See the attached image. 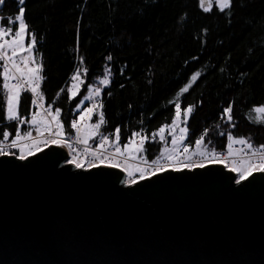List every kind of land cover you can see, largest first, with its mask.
<instances>
[{"label":"trees","instance_id":"1","mask_svg":"<svg viewBox=\"0 0 264 264\" xmlns=\"http://www.w3.org/2000/svg\"><path fill=\"white\" fill-rule=\"evenodd\" d=\"M24 7L25 44L34 34L32 54L43 66L42 101L52 111L61 110L67 137L73 134L72 120L91 107L92 101L85 99L90 95L88 87L105 89L99 81L112 69V83L99 98L106 121L101 131L110 135L109 145L115 147L114 130L120 126L121 148L134 131L149 141L157 133L139 154L145 162L158 159L173 139L168 131L164 141L158 134L160 127L172 124L175 105L171 102L191 76L202 71L203 76L179 101L182 109L195 107L188 122L189 136L177 154L184 146L190 147L189 154L201 151L203 146L195 144L201 136L205 144L211 141L210 147L223 151L229 132L234 140H247L253 149L264 146V115L254 110L264 107V0H233L231 9L223 13L217 5L204 11L199 0H26ZM17 13V0H4L0 26H8L4 18ZM78 67L84 85L70 100L68 88ZM2 85L0 76V138L5 129L13 136L18 124L5 120L7 94ZM229 102L235 127L227 123L226 115L222 117ZM33 111L24 93L19 115L29 120ZM99 112L84 124L97 123ZM257 114L263 115L261 121L252 120ZM133 175L138 179V172Z\"/></svg>","mask_w":264,"mask_h":264},{"label":"water","instance_id":"2","mask_svg":"<svg viewBox=\"0 0 264 264\" xmlns=\"http://www.w3.org/2000/svg\"><path fill=\"white\" fill-rule=\"evenodd\" d=\"M61 147L0 156V264H264V173L237 184L212 164L128 185Z\"/></svg>","mask_w":264,"mask_h":264},{"label":"snow or ice","instance_id":"3","mask_svg":"<svg viewBox=\"0 0 264 264\" xmlns=\"http://www.w3.org/2000/svg\"><path fill=\"white\" fill-rule=\"evenodd\" d=\"M18 2V13L12 17H5L4 19L9 20L8 26H0V61H2V76L3 89L6 90V113L5 120L9 122H17L16 135L14 138L10 139V132L5 129L2 133V138H0V156H16V151L19 152L18 158L20 160H25L32 157L44 149L51 146H64L71 149V159L67 160L66 163L69 165H74L77 169H82L87 165L88 169L96 168L107 164L112 168H120L121 164L119 162V157L125 155V153H131L133 151L142 153L145 151L144 145L149 142H154L157 133L152 134V141L148 140L146 135L142 132L134 131L132 136L129 138L128 143L123 145V148L119 146L121 127L117 126L114 130L115 135V147L112 154H104L95 150L89 151L85 148L84 153H80L73 146L71 140L66 136L64 131V126L60 119L61 110L57 108L55 113L51 111V106L46 109L45 115L41 117L39 112H33L30 120H26L19 115V106L21 104L22 95L24 93L30 92L33 99L31 104L37 106L38 101L44 100V96L41 94V83L45 79L42 75L43 66L42 63H38L34 56L29 58V56L21 55L22 53H34L36 51V37L33 34L31 42L25 45L24 39L26 37L28 28L25 21L24 7L26 0H17ZM233 0H216L219 5V10L223 13L225 10H230L232 7ZM4 0H0V4H3ZM203 5V0H201ZM211 8V0H209V6L204 8V11H209ZM14 31V34H13ZM206 31V30H205ZM9 37H11L9 39ZM79 49V37H77V51ZM10 53V54H9ZM19 57V59H17ZM109 61L112 59L111 56L107 58ZM196 59V58H193ZM81 62L83 58L81 57ZM121 74H123L124 69H121ZM87 70L85 69V74ZM203 76L202 71H197L191 76L189 83L181 88L176 96V99L171 103L175 105V116L172 120V124L168 126H162L158 130L161 141L166 139V131L170 132L173 136L171 141L173 149L171 152L162 151L161 157L151 162H146L147 167H139L135 169L139 173L138 179L134 177L133 171L125 167L124 171L127 173V179L125 183L128 185H133L139 181H143L146 178L156 176L158 174L164 173L169 170L181 171L185 169H195L204 168L207 165L212 164H226V158H222L220 153H217L215 148L210 147L211 141L207 144L204 143L205 136H201L195 141L196 145H202L201 151L192 152L189 155L190 147L184 146L183 151L179 153L176 152L175 145L178 143L183 144V142L189 136L188 122L190 116L194 110L195 106L189 105L182 109L181 103L179 102L183 94L188 93L191 85L195 83L199 78ZM80 68L78 67L76 72L71 76L73 81L72 86L68 88L69 99H74L79 94V89L84 85V80L81 78ZM112 69H108L104 73V78L99 81V84L105 86V89L101 87H88L89 96L85 97L92 101L91 107L84 108L80 110V115L78 119H73L71 122V129L75 130L76 139L87 145L89 139H99V146L104 149L107 144L113 143L110 140V135L105 134L101 131L103 125L106 123L103 114V103L99 102V98L103 90H106V86L112 83ZM11 81H17L12 83ZM26 85V86H25ZM123 87V85H121ZM110 95V92L108 93ZM59 95V93H58ZM84 101L81 100L80 104ZM79 108V105H77ZM232 102H229L227 108L223 110L222 117L227 116V123L232 127L235 125L232 122ZM99 109L98 122L85 125L84 122L90 120L94 115L96 110ZM256 113H264V107H255ZM75 111V109L73 110ZM177 121L180 122V127L177 128ZM28 124L31 128L35 130V138L32 136V131L22 132L19 125ZM55 125V128H53ZM205 129V133H207ZM177 132L179 139H176ZM223 135V133H221ZM44 137V138H41ZM139 137V142L136 138ZM227 139L229 141L233 140L232 133L227 134ZM26 141H31L27 143ZM239 143L247 144L248 159L241 161V166H235V161L230 171L238 174V179L236 183H242L248 180L254 173H264V154L260 155L259 159L253 162L251 157H255L257 152L264 150V146H260L259 149L253 150V147L247 140L241 139ZM43 145V148L41 147ZM230 147V146H229ZM233 154L231 151L228 152V157ZM91 156L92 159H87L86 157ZM161 160L163 162H161Z\"/></svg>","mask_w":264,"mask_h":264},{"label":"built area","instance_id":"4","mask_svg":"<svg viewBox=\"0 0 264 264\" xmlns=\"http://www.w3.org/2000/svg\"><path fill=\"white\" fill-rule=\"evenodd\" d=\"M29 58H31V56H29ZM2 61H0V65H2ZM12 83H16L17 81H11ZM26 86V85H25ZM29 96H30V99L32 101L33 97L31 95L30 92L27 93ZM92 104V102H91ZM90 104V106H91ZM32 105V104H31ZM33 106V105H32ZM33 108L36 110V111H39L40 113H42L43 115H45V112H46V109H48L42 101H38V104L37 106H33ZM78 119V118H77ZM54 128V127H53ZM74 130V129H73ZM32 136L35 138L36 136V133H35V130L32 129ZM16 135V131H15V134L14 136H11L10 135V139L11 138H14ZM2 138V137H1ZM41 138H44V137H41ZM69 139L71 140L73 146L76 148V150L80 153H84L85 151V148H87L89 151H92V150H95V151H98V152H102L104 154H112V152L114 151V149L112 147H110L109 144L105 145L104 146V149H101L100 146H99V139L93 143V144H82L80 143L77 139H76V133H75V130H74V134L71 135L69 137ZM27 143H31V141H26ZM137 142H139V140H137ZM230 146V147H229ZM41 147L43 148V145H41ZM66 152L68 153V159L71 158V149H69L68 147H64L62 146ZM255 150V149H253ZM13 151H16V155L19 156V152L17 150H13ZM229 151H232V156L231 157H228V152ZM246 152H247V144H241L239 143V141H230L228 143V146L225 150L223 151H219L217 153H220L221 154V157L222 158H226V164H219V165H223L225 168H231V164L235 161V162H238V161H241V160H245V159H248V155H246ZM264 154V150H262L261 152H257V155L255 157H251V159L253 160V162H255L256 160L259 159L260 155ZM191 155V154H189ZM87 159H92L91 156H88L86 157V160ZM119 162H128V163H132V164H136V165H140V166H143V167H147V163H145V161L143 160V158L138 155L137 158H130L128 155H124L122 157H119ZM163 162V161H161ZM107 165V164H105ZM108 166V165H107ZM84 168H87V165H85Z\"/></svg>","mask_w":264,"mask_h":264},{"label":"rangeland","instance_id":"5","mask_svg":"<svg viewBox=\"0 0 264 264\" xmlns=\"http://www.w3.org/2000/svg\"><path fill=\"white\" fill-rule=\"evenodd\" d=\"M200 1V5H201V7H203V8H206V7H208L209 6V0H203V5L201 4V0H199ZM213 5H217V6H219L217 3H216V0H211V6H213ZM11 37H9V39H10ZM25 39H26V37H25ZM25 39H24V43H25ZM30 42H31V40H30ZM26 45V44H25ZM10 54V53H9ZM29 54H31V53H22L21 55H25V56H27V55H29ZM17 59H19V57H17ZM1 72H2V69H1ZM6 99H7V96H6ZM52 111V110H51ZM36 112H39V111H36ZM53 113H55V111H52ZM33 113V112H32ZM40 113V112H39ZM32 115V114H31ZM40 115H41V117H43L44 115L42 114V113H40ZM263 115H264V113H263ZM262 115V116H263ZM262 116L261 115H255V116H253L252 117V120H254V121H261L262 120ZM31 119V116H30V118H29V120ZM181 125H180V122L179 121H177V128L178 127H180ZM54 127H55V125H54ZM176 139H179V135H178V132H177V136H176ZM179 145H180V143H178L177 145H175V149L176 150H178L179 149ZM172 149H173V145H172V143H171V146L169 147V148H167V149H165L164 151L165 152H171L172 151ZM127 153V152H126ZM231 153H232V151H231ZM128 154V153H127ZM129 156L131 157V158H134L135 157V151H133V152H131L130 154H129ZM241 161H243V160H241ZM241 161H238V162H235V166H237V167H240L241 166ZM121 164V169L122 170H124V168L125 167H127V168H129V170H131V171H133V174L136 172L135 171V169L137 168V165H134V164H132V163H128V162H123V163H120ZM233 166V163L231 164V167ZM126 173V172H125ZM238 175V174H237ZM238 177V176H237ZM126 179H127V173H126Z\"/></svg>","mask_w":264,"mask_h":264}]
</instances>
